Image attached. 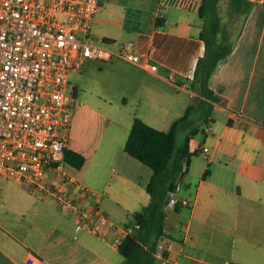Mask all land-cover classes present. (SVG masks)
<instances>
[{"label": "crops", "instance_id": "1", "mask_svg": "<svg viewBox=\"0 0 264 264\" xmlns=\"http://www.w3.org/2000/svg\"><path fill=\"white\" fill-rule=\"evenodd\" d=\"M99 1L95 25L106 4L118 3ZM250 1L252 12L232 54L218 65L209 82L217 102L203 97L202 83L195 79L206 44L190 7L168 0L149 1L154 16L147 17V26L141 21L133 27L119 24L113 37L103 35L113 43H134L144 65L158 67L152 72L120 59L111 61L117 91L113 107L114 103L146 106L149 112L139 118L168 131L194 105L187 125H208L199 150H194L191 136L196 130L189 135L194 155L186 189L191 188L194 175L200 180L188 199L190 217L180 226L183 241L167 234L166 219L156 264H264V0ZM157 18L165 19L163 26H156ZM72 88L75 112L67 151L85 157L83 167L71 166V172L91 193L74 187L70 194L86 208L98 207L118 226L110 234L114 240L132 215L151 200L147 185L153 171L125 151L138 116L131 117L122 147H116L119 129L113 125V151L106 147L97 158L107 124L90 106L78 104V88ZM197 99L206 106L200 105L201 113ZM203 146L210 148L207 159L201 154ZM176 198L185 200L178 199L177 193ZM30 254L40 257L43 264L124 263L115 244L88 229L77 230L76 219L61 212L50 198L0 175V264H25Z\"/></svg>", "mask_w": 264, "mask_h": 264}, {"label": "built area", "instance_id": "2", "mask_svg": "<svg viewBox=\"0 0 264 264\" xmlns=\"http://www.w3.org/2000/svg\"><path fill=\"white\" fill-rule=\"evenodd\" d=\"M168 2L193 7L201 0ZM100 11L99 0H0V175L50 198L76 219L77 230L88 229L119 247L133 228L124 227L112 240L118 226L70 194L74 187L91 193L65 158L75 112L70 75L88 61L120 59L152 72L158 67L145 66L132 42L97 40L93 30ZM209 153L203 146L204 158ZM177 202L175 194L171 204ZM181 203L191 206L188 199ZM25 264L43 261L30 254Z\"/></svg>", "mask_w": 264, "mask_h": 264}, {"label": "trees", "instance_id": "3", "mask_svg": "<svg viewBox=\"0 0 264 264\" xmlns=\"http://www.w3.org/2000/svg\"><path fill=\"white\" fill-rule=\"evenodd\" d=\"M221 1L201 0L197 8L200 17L206 20L199 35L206 44V50L198 61L195 79L204 82L202 95L206 100L213 102H217L218 98L210 88V79L218 65L232 54L242 32L241 29L232 40V34L228 27L223 25L219 14ZM228 4L233 13L244 17V23L248 20L253 9L250 0H228ZM190 8L195 9L196 6ZM165 22L164 18H157L156 26H163ZM103 41L113 42L109 38H103ZM194 109V105L190 106L185 115L176 120L168 131L157 129L141 118H135L133 122L125 143V151L148 166L153 174L147 185L150 203L132 215L126 226L132 227L133 231L118 247L124 257L123 264H156L158 246L165 237L167 219L165 202L177 193L179 185L186 178L190 159L194 155L190 136H187L181 148L177 146L178 135L187 125ZM65 158L77 169L85 164V157L75 151H66ZM207 174L208 171L205 176ZM182 206L181 201L177 202L176 211L179 212Z\"/></svg>", "mask_w": 264, "mask_h": 264}, {"label": "rangeland", "instance_id": "4", "mask_svg": "<svg viewBox=\"0 0 264 264\" xmlns=\"http://www.w3.org/2000/svg\"><path fill=\"white\" fill-rule=\"evenodd\" d=\"M113 1L118 3L113 5L106 4L105 13L109 16L104 13L100 16V22L94 25V32L96 33L95 38L99 41L102 40L101 38H103V35L113 37V29L117 30V25L119 24H125L128 27H133L141 21V23L144 24L143 26H147V17L150 13V16H154V13L152 12L154 9H152V4L149 3V1L154 0ZM200 4L201 2L196 4V8L193 9L192 15L195 17V22L200 26V32H202L206 20L202 19L198 12L197 8H199ZM218 10L222 18L223 25L228 27L230 33L232 34V40H234L239 31L242 29L244 17L232 12L229 7L228 0H222L219 4ZM113 12L115 14H113ZM172 12L176 13V10L173 8ZM161 14L163 15L164 13ZM70 82L73 86L78 88V104L90 106L97 112L98 117L107 124L104 143L98 152L97 158L100 157L102 150L106 147L113 151V125L116 124L119 129L118 137L116 139V147H122L125 140V132L128 128L127 126L131 117L145 115L149 112L146 106L141 108L135 106L126 107L122 104L114 103L113 107V100L115 101L117 98L116 86L113 79V62L106 63L100 61H89L85 64L81 72L70 75ZM196 105L198 107V112L201 113V101L197 99ZM202 106L204 108L206 107L205 104ZM166 108L167 110H171V113L174 112L172 109H169L168 105H166ZM215 115L219 117L218 114ZM137 118H139V116ZM198 124H188L180 131L177 140V146L179 148L184 145L187 136L196 130V132L191 135L195 139L193 148L195 151L200 149V144H202L205 140L204 131L207 130L208 125L206 122ZM126 136H128V134ZM194 178L195 179L192 181L190 189H186L185 187L187 183L186 178L183 183L179 185L177 191L178 199H189L191 198V194L194 196L197 184L200 180V178L195 175ZM190 214L191 206H182L181 210L177 212L175 205L169 204L167 208L166 222L167 234L176 240L183 241L184 234L180 233V226L183 219H188Z\"/></svg>", "mask_w": 264, "mask_h": 264}, {"label": "water", "instance_id": "5", "mask_svg": "<svg viewBox=\"0 0 264 264\" xmlns=\"http://www.w3.org/2000/svg\"><path fill=\"white\" fill-rule=\"evenodd\" d=\"M202 87H204V82L202 83ZM174 196H175V194H173V195L170 197V199L167 200V201L165 202L166 209L168 208L169 204H171V201H172V199H173Z\"/></svg>", "mask_w": 264, "mask_h": 264}]
</instances>
